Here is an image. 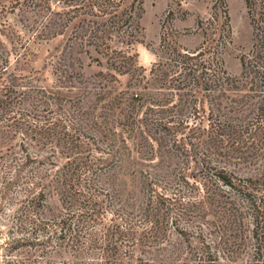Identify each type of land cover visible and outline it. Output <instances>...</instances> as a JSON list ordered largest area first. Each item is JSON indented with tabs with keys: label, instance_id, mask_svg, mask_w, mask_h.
I'll list each match as a JSON object with an SVG mask.
<instances>
[{
	"label": "trees",
	"instance_id": "1",
	"mask_svg": "<svg viewBox=\"0 0 264 264\" xmlns=\"http://www.w3.org/2000/svg\"><path fill=\"white\" fill-rule=\"evenodd\" d=\"M15 1L54 13V0ZM56 1L71 17H114L116 31L133 18L122 19L127 13L116 0ZM253 23L239 77L230 76L218 46L206 39L195 50L172 49L139 73L140 90L120 92L105 112L80 109L57 121L34 113L0 164L10 174L0 190L14 186L20 195L12 210L18 235L8 249L30 245L24 264H35L36 255L53 264H126L133 257L136 264H264V174L241 176L220 165L264 155V18ZM10 92L1 93L0 106ZM48 144L65 162L54 173L25 170ZM48 187L59 196L53 216L44 211Z\"/></svg>",
	"mask_w": 264,
	"mask_h": 264
},
{
	"label": "rangeland",
	"instance_id": "2",
	"mask_svg": "<svg viewBox=\"0 0 264 264\" xmlns=\"http://www.w3.org/2000/svg\"><path fill=\"white\" fill-rule=\"evenodd\" d=\"M116 1L120 11L127 13L123 20L130 14L133 16L129 26L117 31L112 27L114 17L96 18L91 14L71 17L73 13L66 12V4L61 8L63 4L56 0L52 4L54 13L34 12L15 0H0V95H4L6 87L11 90L10 98L1 96L4 101L0 106V164L11 158L9 144L21 142L24 124L32 120L34 113L38 118L57 121L72 119V115L77 117L80 109L105 112L120 92L140 90L136 80L139 73L149 71L172 49L195 50L209 39L212 45L218 46L230 76L239 77L243 70L242 56L254 42L253 18H264V0H256L252 7L248 0ZM91 20L99 24L87 29L82 27ZM42 24L46 28L42 26L43 32L39 35ZM97 27V31L91 32ZM113 49L126 52L132 59L128 62L118 59ZM26 113L31 117L23 119ZM14 122L21 127L16 133L10 130ZM28 142L36 146V140ZM49 145L38 151L25 170L38 166L42 175L54 173L57 165L65 162L60 154L51 156L52 150L57 149ZM31 149L33 155L37 148ZM254 157L239 165L235 160H223L220 165H226L228 171L237 175L261 176L264 155ZM3 171L0 169V187L3 177L10 176ZM10 172L14 173L13 169ZM17 190L14 186L5 194L0 190V264H24L28 256L22 255L31 250L30 245L18 250H9L6 246L10 238L18 235L17 220L12 213L20 198ZM43 205L48 216L58 213L59 196L52 187L46 189ZM105 216L111 217V214ZM55 249L48 248V251ZM35 257V264L56 262L49 255ZM135 259H124V262L136 264Z\"/></svg>",
	"mask_w": 264,
	"mask_h": 264
}]
</instances>
